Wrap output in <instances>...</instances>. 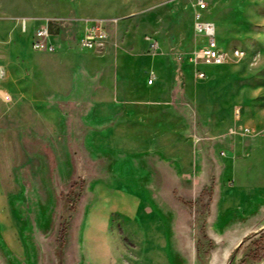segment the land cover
Returning a JSON list of instances; mask_svg holds the SVG:
<instances>
[{
	"label": "rangeland",
	"instance_id": "1",
	"mask_svg": "<svg viewBox=\"0 0 264 264\" xmlns=\"http://www.w3.org/2000/svg\"><path fill=\"white\" fill-rule=\"evenodd\" d=\"M202 1L203 10L199 0H0V264H113L97 217L118 214L110 240L135 253L131 245L140 249L143 242L123 221L157 195L173 205L174 264H206L204 251L218 245L209 247L207 236L219 169L211 150L234 154L256 132L254 124L264 123V0ZM199 12L214 23L227 58L203 67V79L194 77L192 61L202 42L193 32ZM23 20L31 26L28 51L15 32ZM94 20L105 24L106 39L83 48L80 39ZM42 25L56 44L52 52L32 46ZM235 48L242 57L233 58ZM167 95L173 147L171 108L159 104ZM251 103L261 118L242 110ZM95 105L107 112L95 115ZM234 122L250 131L234 135ZM129 200L128 210L122 202ZM155 220L165 235L166 218ZM157 229L142 264H166ZM263 233L243 243L235 264H264L263 241L257 259L244 257Z\"/></svg>",
	"mask_w": 264,
	"mask_h": 264
},
{
	"label": "crops",
	"instance_id": "2",
	"mask_svg": "<svg viewBox=\"0 0 264 264\" xmlns=\"http://www.w3.org/2000/svg\"><path fill=\"white\" fill-rule=\"evenodd\" d=\"M30 29V23H27V20H23L21 29L15 31L21 46L24 45V51L29 50ZM159 92L160 91H156L153 93V96H159ZM167 97L169 98L167 102L163 101L158 103L160 106L171 108V117L170 120H166V124L167 128L171 130V134L168 136V140L170 141L168 144L173 147L175 140L174 105L173 102H171V96L167 95ZM237 109L239 111L238 115H240V108ZM259 109V106L252 105V103L242 108L243 111L250 110L252 115L256 118H261L259 117L260 115L258 116ZM106 112L107 106H94L95 115L102 116ZM245 126L247 125L244 123L234 122L230 131L234 133V135H242L250 131V127ZM254 129L256 132L250 135L248 139H246L247 142H243V145L238 148L237 151H234L232 155L225 152L224 156L217 157L215 149L213 148L214 150H211L213 162L216 163L219 169L214 173L215 180L211 190L208 207L207 217L210 229L208 236H210L214 242H218V245L214 246L216 249L210 253L209 264H224L231 250L246 235L264 228V135L259 134V131L264 129L263 121L259 120V122H256L254 124ZM171 155L173 156L174 153H171ZM122 203L128 205L129 210L132 201L129 200ZM141 205L142 210L137 209V211L127 215L125 221H123V225L129 232H133L132 235L137 242H143V246L138 249L136 245H131L135 250L134 253L129 251L125 245L123 247L121 245L116 247L118 245L116 244L118 242L117 239L114 238L112 241L110 240V256L113 264H142L144 261L141 254L149 258L152 246L145 243L152 239V232L158 227L155 225V218L158 222L164 221V218H166L165 235L164 231L161 232L157 229L159 232L158 236H160L157 240L159 239L164 242L160 254L165 258V263L174 264L173 205H169L167 199L158 195L149 202H142ZM148 206H150V209ZM119 213H121V215L125 214L122 213V211ZM112 215L120 219L118 214L116 215L114 213ZM140 226H142L143 229H141ZM230 233L233 234V236H228ZM119 247L122 249L120 250ZM122 253L125 255V258L122 257ZM130 258H133V262H129L128 259Z\"/></svg>",
	"mask_w": 264,
	"mask_h": 264
},
{
	"label": "built area",
	"instance_id": "3",
	"mask_svg": "<svg viewBox=\"0 0 264 264\" xmlns=\"http://www.w3.org/2000/svg\"><path fill=\"white\" fill-rule=\"evenodd\" d=\"M199 8L204 9L205 4L199 0ZM201 12L195 14V21L193 24V32L195 37L201 39V44L193 51V75L198 79L206 77L207 73L203 67H219L226 63V53L220 47L216 37V27L211 21L205 20ZM107 32L105 24L101 20H94L84 30L80 39V46L83 48H96L103 44L106 39ZM53 36L50 34L47 25L38 26L33 31L32 46L37 50L52 52L56 49V44L52 40ZM243 51L240 49H233V58H240ZM152 82V78L148 79V83ZM7 100L8 95L4 96ZM238 109L235 110V115H238Z\"/></svg>",
	"mask_w": 264,
	"mask_h": 264
},
{
	"label": "trees",
	"instance_id": "4",
	"mask_svg": "<svg viewBox=\"0 0 264 264\" xmlns=\"http://www.w3.org/2000/svg\"><path fill=\"white\" fill-rule=\"evenodd\" d=\"M76 183H73L69 189V192L66 193V199H67V202L69 203V208L68 210L70 212H73L75 210V200H76V197H77V193H73V189L75 187ZM74 194V200L70 201L69 197L70 195ZM66 231H67V221H63L62 223H60L59 225V229H58V236H59V243L61 246L64 245L65 243V235H66ZM261 237V235H260ZM251 239V234L250 235H247L243 238L242 242L239 244V246L234 249V254L233 252L230 253V256L231 257L229 259V263L228 264H235L236 261L238 260V252L241 248V246L243 245V243L246 241V240H249ZM260 239H258L257 241H253V248L252 249H249L248 252H246V254H244V257H249L251 259H257L260 255V249H259V241ZM209 243V247L211 246L212 244V241H208ZM208 250V249H207ZM207 250L204 251V253L206 254L207 253ZM263 250V249H262ZM244 257H241L244 258Z\"/></svg>",
	"mask_w": 264,
	"mask_h": 264
},
{
	"label": "bare ground",
	"instance_id": "5",
	"mask_svg": "<svg viewBox=\"0 0 264 264\" xmlns=\"http://www.w3.org/2000/svg\"><path fill=\"white\" fill-rule=\"evenodd\" d=\"M120 207V206H119ZM117 209L114 207V210ZM119 210V209H118ZM99 212V211H97ZM98 215V214H97ZM94 217V216H93ZM112 216L109 215V214H104V216L102 217V215H99L96 219V221H98L97 223H99L98 227H99V233H98V238L100 239V243H101V246L108 252L109 250V247H108V244L110 242V237L111 236V232H110V228H109V223L111 222ZM132 217V216H131ZM130 225V224H129ZM92 227V226H91ZM89 231V229H87ZM91 233V232H90ZM90 233H87V234H90ZM96 233V232H95ZM94 233V234H95ZM86 234V236H87ZM97 235V234H96ZM91 236V234H90ZM151 241V240H150ZM154 247V246H153ZM107 254V253H106Z\"/></svg>",
	"mask_w": 264,
	"mask_h": 264
},
{
	"label": "water",
	"instance_id": "6",
	"mask_svg": "<svg viewBox=\"0 0 264 264\" xmlns=\"http://www.w3.org/2000/svg\"><path fill=\"white\" fill-rule=\"evenodd\" d=\"M264 230V228H262V229H260V230H258V231H256V232H253V233H250L251 234V238L252 237H255V236H257L259 233H261L262 231ZM250 234H248V235H250ZM208 236V235H207ZM247 236V235H246ZM208 238H210V237H208ZM211 239V238H210ZM212 240V239H211ZM243 240V239H242ZM242 240L231 250V252H233V254H234V249H236L238 246H239V244L242 242ZM247 241V240H246ZM245 241V242H246ZM212 242H214L213 240H212ZM64 245H65V243H64ZM64 245L63 246H61L60 245V243L58 244V246H59V249H62L63 247H64ZM230 252V253H231ZM230 253H229V255H228V257H227V259H226V261H225V263L224 264H228L229 263V259L231 258V257H229L230 256ZM197 256V255H196ZM59 257H61V255L59 256ZM206 257H207V262H206V264H209V257H210V253L209 252H207L206 253Z\"/></svg>",
	"mask_w": 264,
	"mask_h": 264
},
{
	"label": "flooded vegetation",
	"instance_id": "7",
	"mask_svg": "<svg viewBox=\"0 0 264 264\" xmlns=\"http://www.w3.org/2000/svg\"><path fill=\"white\" fill-rule=\"evenodd\" d=\"M259 241H263L264 242V233L261 235L260 240Z\"/></svg>",
	"mask_w": 264,
	"mask_h": 264
}]
</instances>
